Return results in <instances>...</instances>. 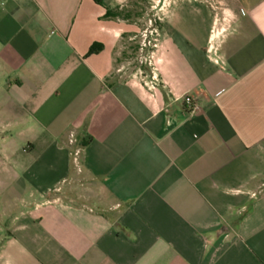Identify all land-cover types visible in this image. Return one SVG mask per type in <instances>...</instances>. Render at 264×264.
<instances>
[{
  "label": "crops",
  "instance_id": "1",
  "mask_svg": "<svg viewBox=\"0 0 264 264\" xmlns=\"http://www.w3.org/2000/svg\"><path fill=\"white\" fill-rule=\"evenodd\" d=\"M144 1L0 0V264H264V0H171L150 74Z\"/></svg>",
  "mask_w": 264,
  "mask_h": 264
},
{
  "label": "rangeland",
  "instance_id": "2",
  "mask_svg": "<svg viewBox=\"0 0 264 264\" xmlns=\"http://www.w3.org/2000/svg\"><path fill=\"white\" fill-rule=\"evenodd\" d=\"M197 7L203 10L202 16L194 14L190 21L193 25L204 27L210 24L211 19H208L207 10H211L214 15L217 29H228L236 16V7L233 0H198ZM171 0H145L142 28L143 31L138 34L135 41L132 43V48L129 51L130 69L135 70L141 66L140 61L144 60L148 65L149 74L152 73V51H153V27L161 25L159 18L170 8ZM160 23V24H159ZM146 66V65H143Z\"/></svg>",
  "mask_w": 264,
  "mask_h": 264
},
{
  "label": "built area",
  "instance_id": "3",
  "mask_svg": "<svg viewBox=\"0 0 264 264\" xmlns=\"http://www.w3.org/2000/svg\"><path fill=\"white\" fill-rule=\"evenodd\" d=\"M185 104L189 106L192 113H196L200 109L199 104H197L191 97L185 98Z\"/></svg>",
  "mask_w": 264,
  "mask_h": 264
},
{
  "label": "trees",
  "instance_id": "4",
  "mask_svg": "<svg viewBox=\"0 0 264 264\" xmlns=\"http://www.w3.org/2000/svg\"><path fill=\"white\" fill-rule=\"evenodd\" d=\"M95 1L100 2V0H95ZM94 52H96V46H93L91 48V53H94Z\"/></svg>",
  "mask_w": 264,
  "mask_h": 264
}]
</instances>
